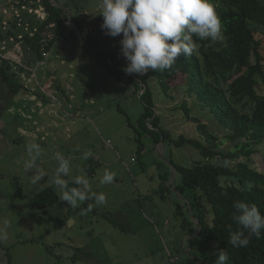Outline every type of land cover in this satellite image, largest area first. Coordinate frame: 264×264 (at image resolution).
I'll list each match as a JSON object with an SVG mask.
<instances>
[{
    "label": "rangeland",
    "instance_id": "obj_1",
    "mask_svg": "<svg viewBox=\"0 0 264 264\" xmlns=\"http://www.w3.org/2000/svg\"><path fill=\"white\" fill-rule=\"evenodd\" d=\"M50 2L66 14L75 37L61 39L39 62L23 33L32 34L45 19L41 0H0V66L5 74V79L0 74V231L7 233L0 239V264H7L5 251L12 264H196V248L182 227L184 222L196 223L192 193L181 190L179 175L168 162L190 165L201 159L198 150L188 144L153 145L146 135L138 152L127 118L136 124L141 101L131 86L116 82L85 55L84 42L90 39L127 63L122 34L112 37L101 28L100 0ZM259 37L264 54V36ZM150 82L156 114L172 138L200 139L197 124L203 123L224 139L219 150L234 148L225 137L229 131L199 109L185 87L173 85L165 94L154 79ZM259 85L264 94L263 83ZM29 143L41 146L37 165L48 173L36 184L35 169L24 167ZM256 147L249 161L242 157L224 163L234 167L247 161L264 172V141ZM86 150L92 155L83 160ZM57 152L70 160L73 177L85 176L93 190L106 194L107 203L95 207V214L63 200L49 214L30 203L46 187H55ZM86 165L93 167V176ZM105 169L116 176L111 184L101 185ZM165 174L166 188H160Z\"/></svg>",
    "mask_w": 264,
    "mask_h": 264
},
{
    "label": "trees",
    "instance_id": "obj_2",
    "mask_svg": "<svg viewBox=\"0 0 264 264\" xmlns=\"http://www.w3.org/2000/svg\"><path fill=\"white\" fill-rule=\"evenodd\" d=\"M41 3L47 14L45 19L32 34L23 33L25 43L39 62L44 61L61 39L75 37L62 9L50 0H41ZM214 3L221 20L220 38L215 42L194 38L193 54L178 57L170 70L128 75L123 70L127 63L119 60V53L117 56L113 50L90 39L84 42L85 55L116 82L131 86L141 101L143 111L136 124L127 118V125L132 126L138 143V152L144 148L142 138L146 135L153 145L169 142L180 147L188 144L198 150L201 159L190 165L168 162L179 175L181 190L192 193L191 208L196 223L186 225L184 222L182 227L190 245L196 248V264H215L220 249L229 255L226 264H264V230L259 237L253 236L247 247L234 248L229 243L231 233L238 230L233 220L235 202L254 204L264 214V172L247 163L258 151L256 146L264 141V94L259 89L260 82L264 85V54L259 39L264 36V0H214ZM71 21L78 29L75 19ZM253 24L262 30L256 31ZM0 74L5 79L2 65ZM150 79H154L165 94L173 85L185 87L187 95L196 99L199 109L205 110L229 131L225 137L234 143V148L226 153L219 150L224 139L203 123L197 124L200 139L183 135L172 138L156 114ZM181 107L186 115L190 112L186 103ZM117 108L122 112L119 106ZM242 157L247 161H238L234 167L224 163ZM85 170L91 176L95 173L91 165H86ZM166 180L167 174L161 175L160 188H166ZM29 201L37 210L49 214L60 207V194L55 187L48 186ZM89 203L93 201H85L77 209H86ZM87 213L95 214V207ZM195 227L198 229L196 235ZM5 252L6 263L12 264L8 251Z\"/></svg>",
    "mask_w": 264,
    "mask_h": 264
},
{
    "label": "clouds",
    "instance_id": "obj_3",
    "mask_svg": "<svg viewBox=\"0 0 264 264\" xmlns=\"http://www.w3.org/2000/svg\"><path fill=\"white\" fill-rule=\"evenodd\" d=\"M100 8L101 28L106 34L112 37L122 34L121 53L127 61L123 70L128 75L170 70L178 57L193 54L196 49L194 38L215 42L221 35V20L214 0H100ZM26 153L24 167L35 169L32 183H39L48 175L37 165L42 148L38 143H29ZM91 155V150H86L81 158L87 160ZM55 158L58 166L53 184L59 190L60 200L71 207L93 201L83 209L85 214L107 203L106 194L93 191L85 176L71 175L69 159L60 152ZM115 176L114 171L105 169L99 183L111 184ZM233 207V220L238 230L231 233L229 243L234 248L247 247L251 238L259 237L264 230V214L254 204L238 201ZM6 238V231H0V239ZM228 260V253L220 249L215 264H226Z\"/></svg>",
    "mask_w": 264,
    "mask_h": 264
}]
</instances>
